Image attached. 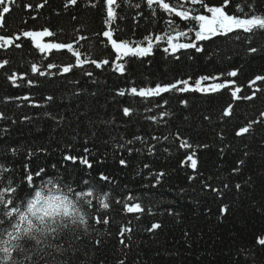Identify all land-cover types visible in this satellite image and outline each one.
I'll return each instance as SVG.
<instances>
[{
    "label": "trees",
    "instance_id": "obj_1",
    "mask_svg": "<svg viewBox=\"0 0 264 264\" xmlns=\"http://www.w3.org/2000/svg\"><path fill=\"white\" fill-rule=\"evenodd\" d=\"M66 2L16 0L19 6H10L0 27V36L12 40L0 48V62L8 61L0 67V113L7 117L0 119V165L14 170L9 173L15 181L12 186L18 187L17 196L28 194L32 187L27 174L30 171L34 176L40 167L50 174H42L36 183L58 177L80 190L82 180L87 179L100 193H110L106 210H99L93 199L90 235L61 241L68 250L69 264H264V245L258 243L264 238V81L250 84L255 76L264 75V30L241 32L239 40L234 38L235 33L230 34L231 39L213 38L212 42H203L201 53L180 50L176 53L179 59L165 53L162 49L167 45L161 42L150 56L116 61L111 45L104 42L106 38L97 35L105 30L103 0L95 8L91 4L96 0H77L68 7ZM132 2L141 7L121 4L117 11L124 19L112 25L120 29L114 38L142 41L149 34L163 35L169 18L182 29L189 26L163 11L158 10L153 17L144 0ZM206 3L219 6L223 0ZM26 4L33 7L25 8ZM37 4L44 6L37 8ZM237 4L242 0H230L226 11L239 15ZM185 6L199 9V5ZM255 9L264 13V0H255ZM44 28L56 36L44 37L43 42L87 37L80 41L82 49L87 52L91 44L92 58L109 59V64L98 69L89 63L65 75H60L57 68L50 70L54 73L51 76L33 74V63L47 72L49 63L74 62L66 51L42 53L31 38L15 39L23 31ZM17 43L21 47H15ZM250 47L258 52L250 54ZM113 62L125 64L124 74L113 69ZM232 70H238L236 77L225 75L215 82L234 83L217 93L170 92L143 99L128 92L132 87H155L189 77L192 85L200 76H219ZM13 73L17 86L9 79ZM29 80L34 83L29 85ZM236 88L241 89L238 97L254 92L255 96L234 100L232 92ZM119 90L126 94L118 95ZM24 96L29 99H15ZM49 96L53 97L51 101L46 99ZM165 99L168 103L163 105ZM184 100L187 107L181 103ZM230 104V114L224 116ZM124 107L133 110L130 116H124ZM163 112L168 115L162 116ZM253 121L249 132L236 135ZM135 136L142 137L143 142L125 145ZM64 156L76 160L65 161ZM85 156L92 165L90 169L80 163ZM189 156L197 162L195 169ZM121 159L126 166L120 164ZM241 160L243 165L238 164ZM53 164L56 169H52ZM146 164L149 167L145 168ZM236 168L238 172L233 171ZM160 172L165 175L157 184L156 174ZM102 173L108 181L100 179ZM237 184L241 185L239 190ZM128 196L139 197L142 212L126 211L125 204L137 202L127 200ZM224 205L228 208L221 215ZM106 218L109 222L104 224ZM153 223L161 227L148 231Z\"/></svg>",
    "mask_w": 264,
    "mask_h": 264
},
{
    "label": "snow or ice",
    "instance_id": "obj_2",
    "mask_svg": "<svg viewBox=\"0 0 264 264\" xmlns=\"http://www.w3.org/2000/svg\"><path fill=\"white\" fill-rule=\"evenodd\" d=\"M47 3V0H44V4ZM77 3V0H67L65 7H68L69 4L75 5ZM100 3V0H96V3H92L91 7L95 8ZM144 3H146L147 7L151 10V14L153 17H156L158 10L163 11L168 15V17H178L181 21H184L189 26L187 29H182L179 24L175 22V20L169 18L165 21L167 25V29L164 31L163 35H153L149 34L146 35L142 41H132V40H121L118 37L114 38V33L119 31L120 29L113 28L112 25L116 22L117 19H124L123 16L120 15V13L117 11L121 4H123L126 7H134L136 9H139L141 7L140 3H133L132 0H103L104 8L103 12L106 13L104 16L103 23L105 25V30L102 31V33H98L97 35H102L106 40L104 41L106 44H110L111 48L115 52V59L116 61H123V58L125 57H136V58H142L147 57L153 54L154 49L159 48L160 43L164 42L166 43V47H164L162 50L172 55L175 59H179V56L176 55L177 52L180 50H195L197 53H201L204 51V44L203 42H212L213 38L216 37H225V38H233L230 34H236L235 39L239 40L241 39V36L239 33H249L254 34L258 30H264V13H257L255 9V0H242V4H237L236 6V12L240 13L238 14H229L226 11L227 6L230 3V0H223V4L219 6H209L206 3V0H144ZM16 4L18 7L19 5L16 3V0H7V4L5 3V0H0V27H3V20L5 14L9 13L11 11V5ZM44 4H37V8H42ZM199 5V9L196 7H186L185 5ZM245 6L247 7L248 11H245ZM33 5L26 4L25 8L31 9ZM202 10V11H201ZM27 37L31 38L32 42L34 43L35 47L38 48L42 53H49L53 50L56 52H67L71 58H74V62H70L64 65H57L55 63H49L47 65V69L49 71H44L38 68V66L33 63L31 65V72L33 74H38L39 76H46V75H54L50 70L53 68L58 69V73L60 75H65L73 71L74 68H83L85 64H93L96 68L100 69L104 66L109 64V59H103L100 61H97L96 59L92 58V45H88V51L85 52L82 47L80 46L81 40L88 39L87 37L80 36L78 39L73 38L72 42H57L52 41L48 43H43L42 40L44 37H54L56 36V33L50 31L48 28H44L42 31H23L20 35H17L15 39L19 40L20 37ZM249 40H251V36L248 37ZM12 43L11 39H7L3 36H0V48H4L5 46ZM15 47L19 48L21 47L20 43H17ZM248 52L256 53L258 52V49L255 47L248 48ZM191 58V57H190ZM8 61L0 62V67H3L5 64H7ZM113 69L120 74H124L125 72V64L122 63H115L113 62ZM85 75L92 76V72L85 71ZM227 76V77H236L238 75V70H232L227 72L226 74L221 73L219 76H209V75H203L195 79L194 83L192 85L189 84V80L192 78L189 77L188 80H176L174 83L169 84H160L157 83L155 87H141L137 89L136 87H132L128 90L129 94L138 95L143 99H149L153 97H161L164 93H170V92H198L202 94H212L217 93L221 89L226 88L228 83H234V81H226L225 83H216L215 81L219 80L221 76ZM11 82L14 86L16 85V74L13 73L12 76L9 77ZM23 79V77H21ZM205 81H213L212 83H209L207 85L203 84ZM256 81H264V75H257L255 78L250 81V84H255ZM34 81L29 80L28 84L32 85ZM179 85H183L182 87H178ZM240 88H236L235 91L232 92L233 99H247L251 100L255 96V92L252 96H243L238 97L237 93L240 92ZM118 95L124 96L125 90H119ZM6 99H13V98H6ZM15 99H23L28 100V96L24 97H16ZM48 101H51L53 97L49 96L46 98ZM168 101L165 99L163 101V105H166ZM181 103L187 107V101H181ZM163 105H159L160 107H163ZM39 106V105H36ZM232 108V105L230 104L228 106V109H225L224 116H228L229 109ZM132 109L128 107L123 108V114L124 116H130L132 113ZM162 116L168 115L167 112L161 113ZM262 116H264V112L261 113ZM0 119H7V117L4 116L3 113H0ZM28 117H25V120H28ZM152 120H156L155 117H150ZM252 123H255V121L250 122L249 125L246 127L240 128V130L236 133L237 136L241 135L242 133H247L252 127ZM7 131V130H5ZM95 135V134H93ZM75 139V137H73ZM153 139L158 140V137H153ZM167 139V138H165ZM136 141L143 142V138L140 136H135L133 140H127L125 141V145H130L135 143ZM124 145H121L120 147H123ZM183 146V145H182ZM207 147V145H205ZM148 152L151 154L152 148L149 147ZM15 151V150H14ZM85 153L89 152V149H84ZM132 149H129V153H131ZM137 151H140L137 149ZM223 151V149H221ZM33 154L29 153V156L31 157ZM194 155V154H193ZM247 155V154H246ZM63 159L65 161H73L75 162L76 157L72 156H64ZM188 159L192 160L191 167L194 169L196 168V160L192 159L191 156L188 157ZM80 163L82 165H87V167L90 169L92 167L91 163H89L87 156L83 157L80 160ZM120 164L122 166H126V161L124 159L120 160ZM239 165H243L244 161L241 160L238 162ZM52 169H56V165L53 164ZM145 168L149 167L147 164L144 166ZM30 168V165H29ZM14 171L13 169L5 168L3 165H0V176H2L3 172H10ZM234 172H238L239 168L233 169ZM42 174H50L48 170H46L44 167H40L39 170L35 173L33 176L30 171L29 174H27V182L28 185L33 187L36 184L37 179H42ZM165 175V173L160 172L156 174V183L158 184L161 180V178ZM100 179L102 181H108L109 177L104 175L103 173L100 175ZM194 179V177H189V180ZM8 186L3 189V191H0V195H2L4 192H7L9 194H18V187H13V180L8 179ZM51 183V181H49ZM73 183L75 181L73 180ZM92 184L91 181L84 179L81 182L80 190L77 192V195L79 196H92L94 191H98L99 189L94 188L90 186ZM87 186V187H85ZM155 186V185H153ZM207 187V185H206ZM225 188L228 187L227 184L224 186ZM241 185L237 184L236 188L239 190ZM215 192L219 193V190L212 189ZM105 200H100V205L104 209H108L110 207L109 203L106 202V200L109 198L110 193L105 192L104 194ZM127 200L137 201L131 204L129 206L128 204H125V209L127 212H142V204L139 203V197H133L128 196L126 198ZM119 202V201H117ZM91 204L92 201H89ZM228 206L224 205L221 207L220 212L221 215L225 214L227 211ZM99 219H97V223H99ZM109 221L106 218L103 223L107 224ZM161 225L159 223H153L151 226V229L148 231H152L154 229L160 228ZM125 231V229H122V233ZM127 231H131L128 229ZM187 235V233H185ZM121 243H124L123 240ZM258 243L260 245H264V238H259ZM126 246V245H125ZM120 264H124L123 261L120 262Z\"/></svg>",
    "mask_w": 264,
    "mask_h": 264
},
{
    "label": "clouds",
    "instance_id": "obj_3",
    "mask_svg": "<svg viewBox=\"0 0 264 264\" xmlns=\"http://www.w3.org/2000/svg\"><path fill=\"white\" fill-rule=\"evenodd\" d=\"M9 178V172L2 173L0 188L7 187ZM78 191L51 177L36 183L22 198L0 195V264H69L61 241L91 234L93 199L99 210H106L99 202L105 200L102 193L79 196Z\"/></svg>",
    "mask_w": 264,
    "mask_h": 264
},
{
    "label": "rangeland",
    "instance_id": "obj_4",
    "mask_svg": "<svg viewBox=\"0 0 264 264\" xmlns=\"http://www.w3.org/2000/svg\"><path fill=\"white\" fill-rule=\"evenodd\" d=\"M43 43H48V42H43Z\"/></svg>",
    "mask_w": 264,
    "mask_h": 264
}]
</instances>
